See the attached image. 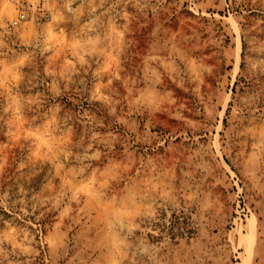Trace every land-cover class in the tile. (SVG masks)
Wrapping results in <instances>:
<instances>
[{"label":"rangeland","instance_id":"1","mask_svg":"<svg viewBox=\"0 0 264 264\" xmlns=\"http://www.w3.org/2000/svg\"><path fill=\"white\" fill-rule=\"evenodd\" d=\"M0 264H264V0H0Z\"/></svg>","mask_w":264,"mask_h":264},{"label":"built area","instance_id":"2","mask_svg":"<svg viewBox=\"0 0 264 264\" xmlns=\"http://www.w3.org/2000/svg\"><path fill=\"white\" fill-rule=\"evenodd\" d=\"M26 10L23 8H20L16 14L10 19L9 23L11 26H17L19 25L23 20L26 19Z\"/></svg>","mask_w":264,"mask_h":264}]
</instances>
